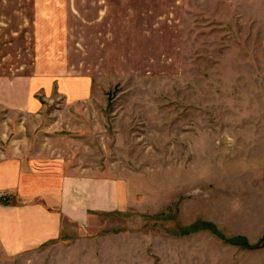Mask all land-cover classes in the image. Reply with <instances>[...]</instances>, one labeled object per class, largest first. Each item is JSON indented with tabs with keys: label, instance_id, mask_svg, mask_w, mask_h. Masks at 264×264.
<instances>
[{
	"label": "rangeland",
	"instance_id": "1",
	"mask_svg": "<svg viewBox=\"0 0 264 264\" xmlns=\"http://www.w3.org/2000/svg\"><path fill=\"white\" fill-rule=\"evenodd\" d=\"M263 64V0H0V92L22 77L39 99L37 164L124 194L45 249L135 264H166L169 246L219 264L264 251ZM23 256L0 264L39 261Z\"/></svg>",
	"mask_w": 264,
	"mask_h": 264
},
{
	"label": "crops",
	"instance_id": "2",
	"mask_svg": "<svg viewBox=\"0 0 264 264\" xmlns=\"http://www.w3.org/2000/svg\"><path fill=\"white\" fill-rule=\"evenodd\" d=\"M260 82L261 115H264V64ZM8 84L7 91L0 92V107L8 111L7 119H12L10 124L6 121L8 130L0 138V146L3 145L0 191L4 193L0 197V254L26 258L32 255L39 259L36 264H135V257L124 262L123 256L113 248L96 254L92 247L83 250L79 242L72 240L69 242L74 244V250L45 249L55 244L66 246L61 238L64 219L80 224L89 219L90 212L123 209L124 194L117 179L67 174L64 166L38 165L43 162V156L32 154L37 144L25 133L28 129L31 136L38 127L44 130L48 126L42 123L45 118L38 107L39 99L29 96L27 82L22 77L9 80ZM260 131L259 145L264 159V123ZM169 250L166 264H219V256L214 252L200 251L196 258L189 256L187 250L171 251V246ZM242 252L227 254L228 264H264V251Z\"/></svg>",
	"mask_w": 264,
	"mask_h": 264
},
{
	"label": "built area",
	"instance_id": "3",
	"mask_svg": "<svg viewBox=\"0 0 264 264\" xmlns=\"http://www.w3.org/2000/svg\"><path fill=\"white\" fill-rule=\"evenodd\" d=\"M4 193L0 191V197L3 195Z\"/></svg>",
	"mask_w": 264,
	"mask_h": 264
}]
</instances>
